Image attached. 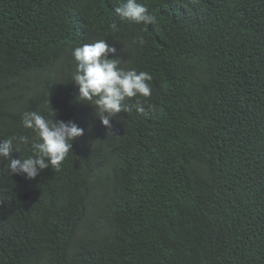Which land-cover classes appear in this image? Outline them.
I'll use <instances>...</instances> for the list:
<instances>
[{
  "label": "trees",
  "instance_id": "1",
  "mask_svg": "<svg viewBox=\"0 0 264 264\" xmlns=\"http://www.w3.org/2000/svg\"><path fill=\"white\" fill-rule=\"evenodd\" d=\"M0 264H264V0H0Z\"/></svg>",
  "mask_w": 264,
  "mask_h": 264
},
{
  "label": "clouds",
  "instance_id": "2",
  "mask_svg": "<svg viewBox=\"0 0 264 264\" xmlns=\"http://www.w3.org/2000/svg\"><path fill=\"white\" fill-rule=\"evenodd\" d=\"M112 72V71H111ZM111 72H109L103 79L102 87H96V94L97 99L96 101L100 104L96 111V117L98 120H100V124L104 126L111 125L112 120L119 115L120 113L126 111L128 109V103H124L123 100H115L113 99V92L110 86V82L114 80L111 76ZM79 84V83H78ZM77 84V85H78ZM77 85L74 86V92L77 88ZM92 124H95V120L91 122ZM69 125H72V135L74 138L79 140V135L82 133V130H84L83 122L81 120H78L75 116L70 115V121ZM85 131V130H84ZM42 156L51 158L48 152H43L41 154ZM16 166H19L16 168ZM7 167L12 170L13 172L17 170H21L22 172H29L33 175L35 173L34 181L37 180L40 175L45 171H50L49 167L46 163L42 162L40 159L26 161V162H13L10 160L7 164ZM27 195V196H26ZM32 195L31 191L26 192L23 197L27 198ZM92 203V197L89 199L88 206H89V213L91 216L96 212L97 210H92L90 208ZM91 218V217H90Z\"/></svg>",
  "mask_w": 264,
  "mask_h": 264
},
{
  "label": "water",
  "instance_id": "3",
  "mask_svg": "<svg viewBox=\"0 0 264 264\" xmlns=\"http://www.w3.org/2000/svg\"><path fill=\"white\" fill-rule=\"evenodd\" d=\"M19 167V166H16V168ZM27 196V195H26Z\"/></svg>",
  "mask_w": 264,
  "mask_h": 264
}]
</instances>
